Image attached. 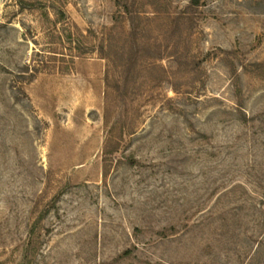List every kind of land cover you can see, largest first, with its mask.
Here are the masks:
<instances>
[{"label":"rangeland","instance_id":"374dc122","mask_svg":"<svg viewBox=\"0 0 264 264\" xmlns=\"http://www.w3.org/2000/svg\"><path fill=\"white\" fill-rule=\"evenodd\" d=\"M32 1L0 0V264H264V0Z\"/></svg>","mask_w":264,"mask_h":264},{"label":"trees","instance_id":"16d2710c","mask_svg":"<svg viewBox=\"0 0 264 264\" xmlns=\"http://www.w3.org/2000/svg\"><path fill=\"white\" fill-rule=\"evenodd\" d=\"M199 2H200V0H190V4L193 6H197L199 4ZM16 5H17V8L19 11L25 10V11L33 12L35 10H38L39 7L42 8L41 5L37 6L36 3H34L32 0H16ZM49 7L50 6H47V8L44 7L42 9H46V11H47L49 9ZM47 12H46V15H47ZM44 13H45V11H44ZM63 15H64L63 10H56V11H54L55 17L53 18V20H51V18H50V20L53 21L52 22L53 25L50 29L54 30L56 37L58 39L62 36V30L60 31V29L56 28V25H57L56 23L57 22L59 23L60 22L59 20L64 18ZM47 17L49 19V15ZM24 35H25V33H24ZM67 37H69V36H67ZM59 40H61V38ZM77 41L79 42V44L76 46V49L78 50V52H77L78 54L73 55V57L74 56L80 57V56H83L84 54L92 51L93 48H85L84 46H82V44H80L81 41H79V40H77ZM51 42L55 43V41H51ZM99 51H100V53H103V48H102V50H99ZM53 52H54L53 56H56L57 53L55 51H53ZM46 55H48V54H46ZM45 57L47 58L48 56L44 55L43 49L36 50L35 53L33 55H31V58L29 60L25 61L20 66L21 68H19V70L16 71V75H18L19 77H21L25 80H31L35 76V74H37L42 69H44L48 66L47 60L44 59ZM255 67H256L255 70L264 71L261 64H255ZM129 133L132 134L133 131H131Z\"/></svg>","mask_w":264,"mask_h":264}]
</instances>
